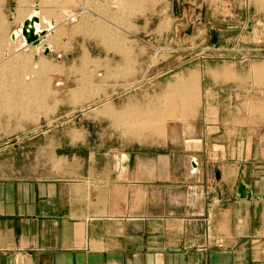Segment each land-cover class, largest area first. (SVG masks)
I'll return each mask as SVG.
<instances>
[{"label": "crops", "instance_id": "crops-1", "mask_svg": "<svg viewBox=\"0 0 264 264\" xmlns=\"http://www.w3.org/2000/svg\"><path fill=\"white\" fill-rule=\"evenodd\" d=\"M73 1L78 7L80 0ZM237 4L252 18L229 17L216 26H237L238 45L244 38L264 41V0ZM73 7L70 0H0V62L24 61L23 69L15 67L24 74L33 73L34 63L68 57L58 47L76 40L64 24ZM34 15L46 39L38 46L21 35L13 40ZM146 15L135 17L142 24L131 37L152 22ZM155 18L158 30L165 13ZM221 37L211 43L224 52L215 48ZM191 71L204 74L199 100L210 125L201 134L194 129L184 145H134L115 137L104 115L79 127L64 124L74 122L72 115L55 126L43 116L41 124L19 120L11 133L0 131L14 137L0 144V264H264V128L220 116L217 94L226 84L211 74L223 68ZM126 94L113 92L108 102L128 100Z\"/></svg>", "mask_w": 264, "mask_h": 264}, {"label": "rangeland", "instance_id": "rangeland-1", "mask_svg": "<svg viewBox=\"0 0 264 264\" xmlns=\"http://www.w3.org/2000/svg\"><path fill=\"white\" fill-rule=\"evenodd\" d=\"M163 2L165 9L155 10ZM173 2L80 0L77 7V2L70 0L75 7L68 11L64 24L72 37L77 35L76 40L58 47L68 57L53 56L50 63H34L33 73L24 74L17 69H23L26 62L14 63V58L0 62L1 133H11L19 120L22 125L23 120L38 125L44 116L47 124L55 126L59 117L72 115L74 122L64 124L79 127L104 115L115 137L133 141L134 145L147 141L184 145L194 129L201 134L210 125L199 100L204 74L190 72L208 66L224 71L211 74L226 84L217 94L224 103L220 116L234 117V124L251 125L255 121L264 128V70H254L256 65L264 66V41L248 42L244 38L238 45L237 26L218 27L229 17L252 18V11L242 14L237 0ZM221 2L227 3L225 10ZM90 10L95 12L93 17ZM163 12L166 21L156 30L155 17ZM146 14L152 22L136 38L131 37L136 25L142 24V19L137 23L135 17ZM178 14L180 19L176 18ZM73 16L75 21L71 20ZM238 28L241 30V26ZM252 29L249 27L246 34ZM220 33L223 37L215 48L226 49L224 52L214 50L211 43ZM111 83L118 88L113 90ZM113 92H126L128 100L109 103ZM13 138L1 136L0 144H11ZM217 173L213 170L212 178Z\"/></svg>", "mask_w": 264, "mask_h": 264}, {"label": "water", "instance_id": "water-1", "mask_svg": "<svg viewBox=\"0 0 264 264\" xmlns=\"http://www.w3.org/2000/svg\"><path fill=\"white\" fill-rule=\"evenodd\" d=\"M39 24V18L37 16H32L31 18L24 21L22 28L18 31L24 39V42L29 45L38 46L45 39L47 31L38 30L36 25ZM13 40H15V34L13 35ZM50 48L48 46L44 49V54L49 55Z\"/></svg>", "mask_w": 264, "mask_h": 264}, {"label": "bare ground", "instance_id": "bare-ground-1", "mask_svg": "<svg viewBox=\"0 0 264 264\" xmlns=\"http://www.w3.org/2000/svg\"><path fill=\"white\" fill-rule=\"evenodd\" d=\"M151 2H152V1H151ZM128 5H129V4H128ZM130 5H131V4H130ZM73 17H75V16H73ZM67 19H68V18H67ZM64 20H66V18H65ZM164 21H166V19H165ZM164 21H163V22H164ZM39 22H40V21H39ZM167 22H168V20H167ZM38 25H39V24H38ZM38 25H36V28H37L38 30H40V29L38 28ZM41 31H43V30H41ZM45 31H47V30H45ZM14 34H15V37H16V35H19V34H18V31L15 32ZM46 35H47V34H46ZM45 39H46V37H45ZM45 39H44V40H45ZM46 46L49 47V45H46ZM189 78H192L191 80H193V76H190ZM194 79H195V78H194ZM179 81H180V80H179ZM179 81H178V82H179ZM183 81H184V80H183ZM193 81H194V80H193ZM195 81H196V80H195ZM195 81H194V82H195ZM194 82H193V83H194ZM174 83H175V82H174ZM174 83H173V85L175 86ZM189 84H190V83H188V85H189ZM191 84H192V83H191ZM194 84H195V83H194ZM192 85H193V84H192ZM176 86H177V85H176ZM178 86H179V84H178ZM186 87H187V86H186ZM197 87H198V86H197ZM170 88H171V87H170ZM182 88H183V87H182ZM188 88H190V87L188 86ZM175 89H176V88H175ZM185 90H187V89L184 88V91H185ZM182 91H183V90H182ZM184 91H183V92H184ZM181 99H182V97H181ZM189 99H190V98H189ZM189 99H187L186 101L188 102ZM180 101H181V100H180ZM182 101H183V99H182Z\"/></svg>", "mask_w": 264, "mask_h": 264}, {"label": "built area", "instance_id": "built-area-1", "mask_svg": "<svg viewBox=\"0 0 264 264\" xmlns=\"http://www.w3.org/2000/svg\"><path fill=\"white\" fill-rule=\"evenodd\" d=\"M75 18H76V17H72V18H71V20H72V21H73V20L75 21ZM219 246L221 247V245H220V244H219Z\"/></svg>", "mask_w": 264, "mask_h": 264}]
</instances>
